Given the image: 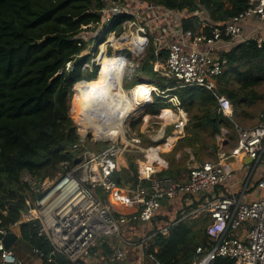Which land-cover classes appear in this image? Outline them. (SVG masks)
Returning a JSON list of instances; mask_svg holds the SVG:
<instances>
[{"label":"built area","instance_id":"built-area-1","mask_svg":"<svg viewBox=\"0 0 264 264\" xmlns=\"http://www.w3.org/2000/svg\"><path fill=\"white\" fill-rule=\"evenodd\" d=\"M102 22L98 26L94 38L103 36L99 46V54L91 57L90 62L82 64V71H93L102 55L107 56V50L124 61L119 67L125 69L121 86L127 91L125 98L114 99V92L108 82V90L103 92V98H108L115 105H123L131 99L133 90L137 87L148 88L149 100L144 103L133 101L136 111L127 116V122L122 132L117 124L118 114H112L106 121L109 129L95 135L91 122L98 123L102 114L99 106L101 99H93V108L83 109L74 103L77 95L87 92L91 81L80 79L72 87L69 115L77 131L78 140L69 148L74 152L71 160L61 162L60 170L51 179L37 181L30 174L24 173L21 182L29 192L26 199L27 210L23 213V222H36L39 234L50 243L51 252L44 256L38 249L33 252L46 263L53 264L55 258H61L68 264H86L94 249L104 239L121 238V229L132 223H150L164 201L186 198L188 201L200 196V203L190 212L182 214L174 221L165 222L161 227L139 243L144 247L145 256L160 264L154 252H149L150 241L156 235L166 237L176 223L190 217L207 216L206 247H198L191 264H211L217 258H227L230 264H264V171L255 187L262 192L261 198L244 202L242 195L222 194L217 190L229 185L234 180V171L228 160L245 158L252 159L254 169L264 168V110L259 122L250 128H243L233 123L237 131L236 145L229 156L218 154L217 160H205L193 164L183 180L175 181L160 176L168 170V162L164 155L173 149L177 141L184 137L189 115L183 108L178 97L173 93L182 88H204L215 95L217 78L227 67V61L219 51L228 53L232 48L248 40H253L257 48H264V30L256 29L247 36L242 33L246 21L255 20L264 23V0L248 1L247 9L225 23H214L208 27V33L185 31L182 25L170 34L174 40L159 36L165 27L158 24L166 22L177 11L165 9L156 4L145 3L142 0H104ZM127 18L113 27L114 21ZM157 32L159 37L153 36ZM137 37V48L131 49V42ZM118 41L130 46H120ZM153 48L154 60L150 62L156 78L175 82L174 87L159 89L155 80H138L141 62L145 59L149 46ZM102 46L104 48L102 49ZM204 46V49L201 47ZM166 51L165 61L160 60V51ZM123 52V53H122ZM110 52H108V56ZM110 55V56H112ZM84 56L82 54L79 55ZM73 69V62L66 64V70ZM141 75V74H140ZM97 78V77H96ZM146 78V77H144ZM95 80V79H94ZM132 82L125 87L123 82ZM134 81V82H133ZM218 101V114L227 119L233 115L231 103L223 96L215 95ZM114 99V100H113ZM158 99L159 101H155ZM150 104H158L157 113L146 115L144 124L137 129L134 123L144 114L143 109ZM102 106V105H101ZM118 115V116H117ZM167 130H160V139L144 144L145 135L152 138L156 123ZM139 127V126H138ZM110 128H113L110 130ZM157 132V133H159ZM227 129L222 128L216 141L221 147L227 142ZM134 155V156H133ZM126 156L135 157L136 184L123 185L116 181L117 173L121 171V161ZM246 189H243L245 192ZM120 207H137V211L124 214L115 209ZM8 234L0 229V236ZM124 258V251L116 248L107 264H119ZM0 264H20L15 254L5 247L0 238Z\"/></svg>","mask_w":264,"mask_h":264},{"label":"trees","instance_id":"trees-1","mask_svg":"<svg viewBox=\"0 0 264 264\" xmlns=\"http://www.w3.org/2000/svg\"><path fill=\"white\" fill-rule=\"evenodd\" d=\"M142 1L186 12L189 17L182 20V28L192 32L200 28V18L194 15L200 8L212 22L225 23L248 7L247 0ZM104 6V0H0V229L7 233L27 210L29 192L21 182L22 174H30L37 181L53 177L60 170L59 164L71 160L75 154L69 150L78 140L69 115L72 87L80 79L98 80L97 67L91 73L81 70L82 64L90 62L91 57L79 55L87 42H94V37L87 40L83 32L101 24ZM127 18L114 21L112 26L120 25ZM145 56L138 71L154 80L151 45ZM159 56L165 61L166 51L161 50ZM223 56L227 67L217 78L215 95L231 103L234 108L231 119L218 114L216 96L204 88L173 91L189 115L185 127L187 137L177 142L172 149L174 153L181 147L193 148L199 144L202 154L209 148L217 149L218 154V145L213 141L209 145L202 143L200 132L210 130L212 139L222 128L233 129L237 109L252 106L260 98L254 89L264 83V48L259 49L253 40H248ZM68 62H73V69L69 71L66 70ZM154 84L161 90L175 86L173 81L166 85L159 79ZM159 107L149 105L146 114L155 115ZM140 124L141 120L133 126ZM217 154L211 160H217ZM134 159L128 158L129 169L119 173L124 184H136ZM181 164L180 159L172 156L168 170L160 176L183 180L181 175L187 169ZM207 222V216L202 215L176 223L168 236L154 237L149 252L157 248L155 256L160 264H191L196 249L208 244ZM19 229L21 242L38 249L45 257L50 254V243L39 234L38 223L23 222ZM230 263L227 258H217L211 264Z\"/></svg>","mask_w":264,"mask_h":264},{"label":"crops","instance_id":"crops-1","mask_svg":"<svg viewBox=\"0 0 264 264\" xmlns=\"http://www.w3.org/2000/svg\"><path fill=\"white\" fill-rule=\"evenodd\" d=\"M194 15H197L200 18V28L198 32L207 34L209 31L205 33L204 29L213 25L214 22L210 20L209 15L206 13V11L203 8H200V11L195 12ZM187 17H189V14H187L186 12H179V11L175 12L170 17L169 16L166 17V22H161V24H158L161 27H165L164 32L159 36H165L166 39L169 38L171 40H174L175 36H173L170 33L175 28L182 25V20ZM256 29L264 30V23L255 20L246 21L243 25L242 33L247 36ZM153 36L159 37L157 32H154ZM237 46H235L234 48H236ZM204 48H205L204 46L201 47V49ZM234 48H232L230 51H232ZM218 53H219L218 55L226 54L223 51H219ZM163 83L165 84V81H163ZM258 122H259V117L252 124L244 123L243 126L240 125L239 126L243 128H250L255 126ZM232 130L233 131H231L230 133L233 132L235 135L234 136L235 141L233 142V145L227 147L228 145L231 144L230 139L227 138V142L221 146L222 148L220 147L218 154H225L228 157L231 149L236 145L238 138L237 131L234 128ZM229 131L227 130L228 134ZM160 138L161 136L159 133L156 139H160ZM170 150L171 149H169L167 152H169ZM185 152L188 153L187 151ZM180 155H178L177 158H179ZM191 157L192 155L190 156V158ZM125 159L126 158H124L123 161L120 162L122 167L121 170L127 169V163ZM245 159H243L241 163L238 160L227 161L230 163L234 171V180L229 185L219 187L217 192L225 195L227 194L242 195V200L248 203L257 200L262 196V192L255 187V184L258 181V179L262 176L264 168L257 167L254 169V163L245 164L244 163ZM209 160H211V158ZM211 161H215V160H211ZM181 165L184 168L187 166V164H183V163ZM188 168L189 167L186 168L187 171ZM187 171L185 173H187ZM120 172L121 171H119V173ZM119 173H117V177H120L122 183L123 180L122 177L119 175ZM123 185L126 186L127 184L123 183ZM243 189H246V191L243 192ZM200 201H201L200 196L195 197L190 201H188V199L186 198H177L171 201H164L161 205V208L157 212L155 219L152 222L144 223V224L132 223L122 227L121 238L126 242H131L134 244L131 245L125 244L120 240V238L117 237H110L104 239L102 242H100V244L96 247V249H94V251L90 256V259L86 261V264H107L116 248H121L124 251V258L119 264H153V262L150 261L145 256L146 251L144 247L139 243V240L144 239L147 235L151 234L153 230H156L157 228L161 227L165 222L174 221L176 218H178L179 215L192 211L200 203ZM196 203L197 205H195ZM115 209L124 214H131L137 211V207L134 206L133 207L116 206ZM187 219H197V217H190ZM20 223H23V215H21V219L18 222V224H15L10 227V233H13L17 237L16 240L12 242L10 248L11 251L17 254L18 261L20 262V264H48L44 259L40 258L38 255H36L33 252V248L29 246V244L20 241V229H19ZM153 240L154 238H152V240L150 241V245L152 244ZM154 250H156L157 252L156 247L154 248ZM60 261H65V260L57 257L55 258L53 264H63Z\"/></svg>","mask_w":264,"mask_h":264},{"label":"bare ground","instance_id":"bare-ground-1","mask_svg":"<svg viewBox=\"0 0 264 264\" xmlns=\"http://www.w3.org/2000/svg\"><path fill=\"white\" fill-rule=\"evenodd\" d=\"M137 37H134L131 42V49L137 48ZM117 44L120 46H130L126 43L118 41ZM108 60V61H107ZM119 63L124 65V61L119 59L116 55L112 58L107 59L105 55L99 60V73H98V80L91 81L86 89L87 92L81 95H77L74 99L75 104H79L83 109L89 107L93 108L92 105V98L97 100L101 99V103L99 106L102 109V114L98 123L91 122L94 128V134L97 135L102 132V130L109 129L110 126L106 125V121L111 118L112 114H118L119 117L116 120L117 124L122 126L121 130L123 132L125 124L127 122V116L133 114L136 111L133 101L141 103L149 100V90L146 86L144 87H137L133 90V94L131 95V99L126 100V103L123 105H115L111 100L108 98H103L102 93L107 91L108 89L114 92L113 96L115 100L120 98H125L127 91H125L121 86L122 76L125 71L123 66L119 67ZM108 82H110L111 88H108ZM108 88V89H107ZM113 99V100H114ZM98 101V100H97ZM102 105V106H101ZM117 115V116H118ZM113 128H110L112 130ZM162 136V133H160Z\"/></svg>","mask_w":264,"mask_h":264},{"label":"rangeland","instance_id":"rangeland-1","mask_svg":"<svg viewBox=\"0 0 264 264\" xmlns=\"http://www.w3.org/2000/svg\"><path fill=\"white\" fill-rule=\"evenodd\" d=\"M94 27H92L91 28V30H89V31H84L83 32V35H85L86 36V39L87 40H90V39H94L93 37H94V35H95V33L97 32V30H99V29H97V28H95V29H93ZM116 29H117V27H116ZM95 31V32H94ZM104 35H109V33H106V34H104ZM104 35L102 36H97V38H95V40H94V42H87L88 43V45H87V47H86V49L81 53L82 55H89V57H93V59L94 58H96V56L99 54V46L97 45V43H101L102 41H103V39H104ZM87 40H85V41H87ZM108 52H110V55H112L113 54V50L112 49H108L107 50V56H108ZM123 53V52H122ZM109 55V56H110ZM93 78H94V76H92ZM91 77V78H92ZM143 78V79H142ZM138 80H146V81H149V79L148 78H144L142 75H140V74H138V78H137ZM155 81L157 80V78H155L154 79ZM93 81H95V80H93ZM134 82V81H133ZM132 82H130L129 80H125L124 82H123V84L125 85V87H128L130 84H131ZM254 92L258 95V96H260V98L258 99V101L255 103V104H253L252 106L250 105V106H246V105H244V106H242V107H240V108H238L237 109V117H235L234 118V122L235 123H237L238 125H240V126H243V124L244 123H248V124H252V123H254L255 121H256V119L258 118V117H260V115H261V113H262V111L264 110V83L263 84H261V85H259V86H257L255 89H254ZM150 105H153V104H150ZM149 106V105H148ZM233 110H234V108H233ZM143 111H144V114L143 115H141V118H140V120H141V124L139 125V127H136L137 129H139L143 124H144V121H145V116L147 115L146 114V111H147V108H144L143 109ZM149 116H152V115H149ZM151 124L152 123H156L157 125L155 126V132H149L150 134H154L153 136H152V138H148V134H146L145 135V139H144V141H143V143L144 144H147V143H149V142H151L150 141V139L151 140H153V139H155V141L157 140L156 139V137L159 135V133H163V131L162 132H159L160 130H167L164 126H162V125H160L159 123H157V121H156V119H151V122H150ZM246 126V125H245ZM228 130V129H227ZM209 131L210 130H207V131H205V132H200V137H201V139H202V143H207L208 145L211 143V141H213V143L214 144H217L218 145V143H217V141H216V136H214L212 139H211V137L209 136L210 134H209ZM229 131V130H228ZM231 131H233L232 129H230V131H229V134H231V135H227L228 137V139H230V141H231V144L230 145H228L227 147H230L231 145H233V142L235 141V135H234V133L232 132V133H230ZM157 132H159V133H157ZM185 137H187L186 136V133H184V137L183 138H185ZM204 139H205V141H204ZM208 140V141H207ZM179 141V140H178ZM177 141V142H178ZM177 144V143H176ZM217 145H215V146H217ZM175 147V146H174ZM218 148L220 149V146L218 145ZM222 148V147H221ZM185 151H187L188 153H186ZM217 149L216 150H212L211 148H209L208 150H206L204 153L205 154H202L201 152H200V146H199V144H197L196 146H194L193 148H189V147H181V148H179L178 150H177V153H174L173 151H172V149L169 151V152H166V154L164 155L165 157H166V159L168 160V162H169V159H171V157L172 156H175L176 157V159H180V160H182V163L183 164H187V166L184 168L185 170H186V168L187 167H191L193 164H195V163H200L201 161H204V160H209L210 158H213L214 156H215V154H217ZM226 151H227V149H226ZM211 153V154H210ZM181 154V155H180ZM212 154H214V155H212ZM178 155H180V157L179 158H177V156ZM192 155V157L190 158V156ZM134 156V155H133ZM133 156H126L125 158V160H126V163H127V169H122L121 171H123V170H128L129 169V164H128V158H134ZM183 172V171H182ZM57 173H58V171H57ZM57 173H55V175L57 174ZM54 175V176H55ZM53 176V177H54ZM53 177H46V178H49V179H51V178H53ZM44 180V179H43ZM42 180V181H43ZM198 218V217H197ZM14 254H15V256H16V258L18 259V257H17V254L15 253V252H13Z\"/></svg>","mask_w":264,"mask_h":264},{"label":"water","instance_id":"water-1","mask_svg":"<svg viewBox=\"0 0 264 264\" xmlns=\"http://www.w3.org/2000/svg\"><path fill=\"white\" fill-rule=\"evenodd\" d=\"M252 162H253V160L252 159H248V158L245 159V161H244L245 164L252 163ZM116 181H117L118 184H121L120 177H117L116 178ZM22 214L23 213H21V215ZM0 238H2L5 247L8 248V249H10L11 248V245H12V242L14 240H16L17 237L13 233H8L5 236H0Z\"/></svg>","mask_w":264,"mask_h":264}]
</instances>
